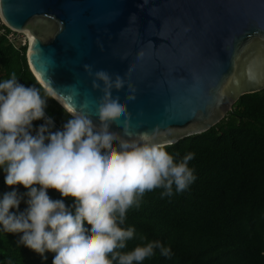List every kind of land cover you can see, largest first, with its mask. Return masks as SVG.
<instances>
[{"label":"water","instance_id":"95a60500","mask_svg":"<svg viewBox=\"0 0 264 264\" xmlns=\"http://www.w3.org/2000/svg\"><path fill=\"white\" fill-rule=\"evenodd\" d=\"M0 20L30 34L28 69L64 110L99 128L118 98L123 140L174 143L264 88V0H0Z\"/></svg>","mask_w":264,"mask_h":264},{"label":"clouds","instance_id":"9594fccd","mask_svg":"<svg viewBox=\"0 0 264 264\" xmlns=\"http://www.w3.org/2000/svg\"><path fill=\"white\" fill-rule=\"evenodd\" d=\"M97 75L108 82L106 73ZM116 86H122L119 78ZM104 101L97 109L99 128L65 105L72 118L52 131L54 121L45 120L46 100L36 88L19 83L15 73L0 81V169L5 186H21L27 197V207L17 213L10 210L19 208L21 197L15 190L3 194L0 229L21 234L19 243L41 256L53 254L52 264H142L157 249L167 257L170 248L159 241L122 251L135 229L121 225L145 192L162 188V195H171L173 186L181 192L195 179L188 167L193 154L176 161L146 132L128 141L110 131L108 122L126 110L110 93ZM38 120L44 123L33 135ZM49 190L61 199H52Z\"/></svg>","mask_w":264,"mask_h":264},{"label":"trees","instance_id":"16d2710c","mask_svg":"<svg viewBox=\"0 0 264 264\" xmlns=\"http://www.w3.org/2000/svg\"><path fill=\"white\" fill-rule=\"evenodd\" d=\"M9 33L15 36L0 23V81L15 73L19 83L36 88L46 100L45 120L52 117L51 130H59L72 117L28 69L26 43L14 44ZM33 123L38 127L44 121ZM164 146L176 161L193 154L188 167L195 179L181 192L173 186L171 195H162V188L145 192L121 225L135 229L122 251L159 241L170 254L162 256L157 249L142 264H264V88L240 95L207 130ZM13 190L21 203L10 211L23 212L27 207L23 187L4 185L0 199ZM48 195L61 199L53 190ZM64 203L71 208L73 201L66 198ZM20 235L0 229V264H52L53 254L41 256L25 248Z\"/></svg>","mask_w":264,"mask_h":264},{"label":"rangeland","instance_id":"374dc122","mask_svg":"<svg viewBox=\"0 0 264 264\" xmlns=\"http://www.w3.org/2000/svg\"><path fill=\"white\" fill-rule=\"evenodd\" d=\"M0 23H2L1 20H0ZM11 40H13L14 44H16V45H18L20 42L23 44V41H25L26 44L28 42V38H27L26 34L21 33L19 31H15V37H14V39H11Z\"/></svg>","mask_w":264,"mask_h":264},{"label":"crops","instance_id":"0c3cea01","mask_svg":"<svg viewBox=\"0 0 264 264\" xmlns=\"http://www.w3.org/2000/svg\"><path fill=\"white\" fill-rule=\"evenodd\" d=\"M36 128H38V127H36V126L34 125V123H33V127H32V134H33V135L36 134V131H35ZM4 176H5V173H4L3 169H0V191H1V189L3 188V186L5 185V184H4Z\"/></svg>","mask_w":264,"mask_h":264},{"label":"bare ground","instance_id":"6f19581e","mask_svg":"<svg viewBox=\"0 0 264 264\" xmlns=\"http://www.w3.org/2000/svg\"><path fill=\"white\" fill-rule=\"evenodd\" d=\"M21 33H25L26 34V36L28 38V43L30 44V42H31V36H30V34L28 32H26V31H24V32L21 31Z\"/></svg>","mask_w":264,"mask_h":264},{"label":"built area","instance_id":"2783aa9c","mask_svg":"<svg viewBox=\"0 0 264 264\" xmlns=\"http://www.w3.org/2000/svg\"><path fill=\"white\" fill-rule=\"evenodd\" d=\"M11 31H13V30H11ZM13 32H15V31H13ZM10 35V36H9ZM14 35L12 34V33H9V34H7V38L9 39V40H11V39H14ZM25 41H23V43H24Z\"/></svg>","mask_w":264,"mask_h":264}]
</instances>
